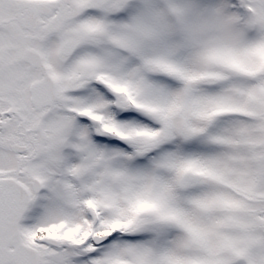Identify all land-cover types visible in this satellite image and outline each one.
<instances>
[{
	"label": "snow or ice",
	"instance_id": "obj_1",
	"mask_svg": "<svg viewBox=\"0 0 264 264\" xmlns=\"http://www.w3.org/2000/svg\"><path fill=\"white\" fill-rule=\"evenodd\" d=\"M0 264H264V0H0Z\"/></svg>",
	"mask_w": 264,
	"mask_h": 264
}]
</instances>
